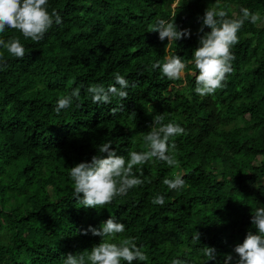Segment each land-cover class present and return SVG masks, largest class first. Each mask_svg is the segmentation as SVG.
Wrapping results in <instances>:
<instances>
[{
	"label": "trees",
	"instance_id": "16d2710c",
	"mask_svg": "<svg viewBox=\"0 0 264 264\" xmlns=\"http://www.w3.org/2000/svg\"><path fill=\"white\" fill-rule=\"evenodd\" d=\"M212 3L48 0V11H58L62 23L53 24L39 43L12 29L0 34L5 40L18 36L27 50L16 59L0 48L7 61L0 70V264H62L67 253L99 244L101 237L82 230L98 228L110 216L126 226L112 242L134 237L148 256L133 264H171L177 258L201 264L205 246L216 250L208 264H225L226 254L232 255L228 264H236L235 246L248 231L256 232L252 210L264 207V20L245 23L225 86L201 97L194 91L191 58L201 17ZM218 3L230 18L242 7L264 17V0ZM174 13L191 37L166 48L167 39L147 32L148 26L170 21ZM171 55L187 63L178 81L150 68ZM116 72L130 86L124 108L113 116L116 100L93 104L86 89L114 84ZM75 89L79 101L57 113L58 99ZM160 114L185 129L173 138L178 166L149 161L143 185L126 196L103 208L79 206L70 168L106 155L97 146L109 140L126 158L129 151L146 150L143 136ZM176 175L185 185L169 190L163 181ZM157 194L164 196L163 206L151 203Z\"/></svg>",
	"mask_w": 264,
	"mask_h": 264
},
{
	"label": "clouds",
	"instance_id": "9594fccd",
	"mask_svg": "<svg viewBox=\"0 0 264 264\" xmlns=\"http://www.w3.org/2000/svg\"><path fill=\"white\" fill-rule=\"evenodd\" d=\"M177 13V12H176ZM176 13L173 19L168 21L158 19L148 26L147 32H158L159 39H167L168 45L172 42L190 38L189 28H179L175 23ZM202 23L198 29V47L193 50L191 62L196 71L191 75L195 78V93L201 97L214 95L222 89L227 76L232 73V62L235 55L232 48L239 43L238 33L245 25H256L264 17L260 12H251L242 7L239 15L229 17L226 8L221 7L218 0L210 4L201 17ZM62 18L58 11H48V0H0V34L6 29L19 32L26 40L39 43L53 24L59 25ZM205 28L210 31H205ZM0 48L8 53V56L23 59L27 54L25 46L18 36L9 37L7 40L0 38ZM7 67V61L0 53V70ZM152 71L159 70L160 77L169 81H178L185 75L187 63L179 55L165 57L161 63L157 61L150 66ZM114 84L105 87L103 84H92L86 92L91 96L93 104H112L116 100V106L110 109L115 116L123 108V101L128 98L130 83L119 72L114 73ZM135 87V85H131ZM80 99V90L75 89L70 94L58 99L55 111L72 107L75 101ZM80 107V104H76ZM185 129L178 123L165 122L163 114L155 115L150 125V130L143 136L146 142V150L129 151L127 158L112 148L109 140L97 146L98 153L106 155H93L90 161H81L70 168L68 173L73 182L72 197L77 204L87 208H103L111 204L117 197L126 196L132 188L143 185L141 179L143 166L149 161L159 160L170 167L178 166V161L172 154L176 148L173 138L184 134ZM139 173V175L137 174ZM163 183L169 190H179L185 185V180L180 175L172 179H165ZM154 205L163 206V195L157 194L151 201ZM251 224L256 232L248 231L242 243L237 244L234 252L238 256L236 264H264V207L252 210ZM125 224L112 216L102 222L100 227L89 225L82 230L83 234L89 232L93 236L101 237L100 243L94 245L90 251L69 252L64 255L62 264H133L148 261L147 254L138 246L136 238L128 237L116 240L117 236L125 232ZM200 233L194 231L193 239L200 240ZM205 259L201 264L216 259L214 247L205 246L203 249ZM232 260L231 254H226L225 264ZM171 264H186L181 259H173Z\"/></svg>",
	"mask_w": 264,
	"mask_h": 264
},
{
	"label": "rangeland",
	"instance_id": "374dc122",
	"mask_svg": "<svg viewBox=\"0 0 264 264\" xmlns=\"http://www.w3.org/2000/svg\"><path fill=\"white\" fill-rule=\"evenodd\" d=\"M175 4H176V3L173 4V7H175Z\"/></svg>",
	"mask_w": 264,
	"mask_h": 264
}]
</instances>
